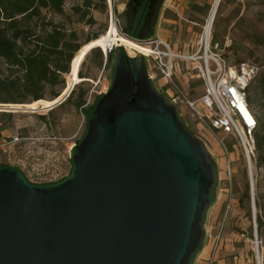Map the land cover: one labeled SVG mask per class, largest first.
Instances as JSON below:
<instances>
[{
  "label": "water",
  "instance_id": "water-1",
  "mask_svg": "<svg viewBox=\"0 0 264 264\" xmlns=\"http://www.w3.org/2000/svg\"><path fill=\"white\" fill-rule=\"evenodd\" d=\"M162 1L128 0L129 32L146 2L134 40L152 37ZM135 54L112 46L67 178L36 185L0 166V264H192L215 166Z\"/></svg>",
  "mask_w": 264,
  "mask_h": 264
},
{
  "label": "rangeland",
  "instance_id": "rangeland-1",
  "mask_svg": "<svg viewBox=\"0 0 264 264\" xmlns=\"http://www.w3.org/2000/svg\"><path fill=\"white\" fill-rule=\"evenodd\" d=\"M216 1L218 3L211 33L213 34L217 25L221 31L219 40L223 45L226 42L229 44L224 48L227 59L252 63L257 67L258 73L263 72L264 0H163L152 36L160 37L173 49L181 52L194 50ZM87 3L91 4L92 9L89 12L96 21L91 26L85 22L88 16H82ZM192 4L204 8L197 12L191 8ZM75 7L80 10H75ZM128 17V0H115L111 9L106 0H65L63 14L43 9L39 19L29 22L36 34L47 29L46 23L52 21L66 30H75L79 41H83L87 35H100L92 41L81 58L76 72L78 80L69 100L67 96L62 102L61 98L57 99L65 92L64 89L72 79L71 65L70 71L64 74L66 84L62 91L60 86L45 89L44 101H49L52 109L32 112L7 108L13 105L24 107L29 103H0V111L12 113L9 117H0V145L6 143V150H0V164L17 168L36 185L59 182L71 174L70 154L74 145L83 138L88 123L85 113L75 106V101L81 90L86 91V103H92L96 97L108 92L116 57L112 55L107 62L108 52L101 46L99 48L103 54L102 60L88 50L98 43L106 48L102 36H111L113 44L128 45L138 50L142 48L143 45L134 40L127 29ZM123 49L129 58L136 56L135 53L130 54L124 46ZM182 65L179 62L180 68L174 73L173 80L183 95L190 100H196V108L206 113L202 103L197 101L201 90L198 87L196 90H189L188 84L192 80L187 82ZM79 71L85 77L79 78ZM20 77L19 69L9 68L0 59V78L16 81ZM153 82L159 88L162 86L160 90L171 93V85H165V79L159 74L155 73ZM57 91H61L60 96L50 99L52 93ZM13 95L18 98L17 92ZM175 107L184 126L202 143L208 160L214 164L216 170L213 200L201 221L203 243L211 245L210 236L221 230L219 249L232 263L257 264L258 260V264H264V232L258 233L256 225L259 212L256 203L264 195V167L258 166L255 157L252 158L250 177L246 155L237 143L225 151L218 138L224 137L223 134L217 136L208 129L193 115L184 100L177 101ZM13 135L24 137L20 145H10L9 140ZM226 141L228 144L232 143L227 138ZM245 184L248 185V195L244 192Z\"/></svg>",
  "mask_w": 264,
  "mask_h": 264
},
{
  "label": "trees",
  "instance_id": "trees-1",
  "mask_svg": "<svg viewBox=\"0 0 264 264\" xmlns=\"http://www.w3.org/2000/svg\"><path fill=\"white\" fill-rule=\"evenodd\" d=\"M101 1L104 2V0ZM64 4L65 0H0V59L4 60L9 68H17L21 71V77L16 81L0 78V103L30 104L32 101L49 102L44 101L46 87L53 88L60 86L62 91L66 84L64 74L70 71V65L75 57V53L83 45L99 37V33H94L87 35L83 41H79L75 30H66L60 24L53 23L52 21L47 22V29H44L39 34H36L32 27L29 26V22L40 18L43 9L56 14H63ZM85 6L82 16H88L85 22L91 26L96 22L89 12L92 7L90 3H87ZM191 8L197 12H201L204 7L192 4ZM75 10L79 11L80 8L75 7ZM145 11L146 2H143L136 15L134 28L130 31L132 37H135ZM220 32L217 25H215L213 34H211L213 41H218L222 44L218 38ZM99 46L105 49V51L107 50L102 43H98L90 47L88 52L96 54L102 60L103 54ZM111 52L112 49L107 53V62H109ZM224 56L226 57V53H224ZM228 62L230 64L238 63L229 60ZM77 75L79 78L85 77L80 71ZM75 84L70 93L67 94V100L71 98ZM197 84H200L199 80L191 81L189 85L192 87ZM67 87L68 85L61 96L59 95L61 91L53 92L50 99L59 96L57 100L62 98L66 93ZM14 92H17L18 98L14 97ZM245 93L247 104L256 119V127L254 129L255 161L258 166L264 167V71L258 73L257 70L255 76L248 83ZM85 96L86 91L81 90L75 101V106L84 112L87 120H89L101 95L88 104H86ZM11 114V112L0 111V117H9ZM41 118H44V116L41 115ZM0 166L6 165L0 164ZM244 192L248 195L247 184H245ZM256 204L259 209L256 216L257 232L263 233L264 195L259 197V201Z\"/></svg>",
  "mask_w": 264,
  "mask_h": 264
},
{
  "label": "built area",
  "instance_id": "built-area-1",
  "mask_svg": "<svg viewBox=\"0 0 264 264\" xmlns=\"http://www.w3.org/2000/svg\"><path fill=\"white\" fill-rule=\"evenodd\" d=\"M106 2L111 9L115 0H106ZM215 10L212 7L209 16L212 12L215 14ZM212 22L208 30H206V21L196 48L190 52H181L173 49L167 41L157 36L137 42L147 46L149 49L147 53H143L147 62L149 78L154 80L155 73L159 74L165 79V85H171L173 88L172 90L170 87L171 93L161 90L170 102L175 105L177 101L184 100L186 105L192 110L193 115L204 123L208 129L217 136L223 134L224 137L218 136V138L221 147L225 151H227L229 146L234 147V143H237L246 155L249 176L251 177V161L255 157L254 129L256 127V119L247 104L245 89L257 73V67L246 61L230 64L224 56V48L228 47L229 44L226 42L223 45L218 41L212 40ZM111 49L112 46L108 47L106 51L109 52ZM179 62L183 64L182 70L188 80L187 82L189 80L200 81L201 92L197 101L202 103L206 113L200 112L195 106L196 100L186 98L182 90L174 82L173 75L180 68ZM188 86L189 90H195L189 84ZM161 87H158V89H161ZM48 138L50 139L51 137ZM226 138L232 143L228 144ZM23 140L24 137L13 135L9 143L12 146L20 145ZM5 144L3 142L0 145V150H6ZM25 179L30 182L28 178ZM54 183L57 182H48L45 185ZM229 208L230 205L227 206V209ZM210 239L209 264L220 248L221 230L215 235H211Z\"/></svg>",
  "mask_w": 264,
  "mask_h": 264
},
{
  "label": "bare ground",
  "instance_id": "bare-ground-1",
  "mask_svg": "<svg viewBox=\"0 0 264 264\" xmlns=\"http://www.w3.org/2000/svg\"><path fill=\"white\" fill-rule=\"evenodd\" d=\"M217 3L218 1H216L214 3V6L213 8L216 9V6H217ZM213 17H214V14L213 12L211 13V15L208 17L207 19V25L205 26V29L208 30L209 26H210V23L212 22L213 20ZM107 37V36H106ZM105 36H102V40H105L104 43H105V47L106 49L110 46H114V45H122V44H119V43H115L113 44L112 43V40H111V36L110 37H107L106 38ZM92 42H89L85 45H83L81 47V49L77 52V54L75 55V57L73 58L72 60V64H71V71H72V79L69 81V84H68V87H67V90H66V93L65 95L60 99L63 100V98H65L67 96V94L70 92V90L72 89L73 85L77 82L78 78L76 76V72H77V69H78V65L80 63V60L82 58V56L85 54V52L87 51V49L89 48V45L91 44ZM143 45V44H142ZM126 48V50L130 53V54H134V53H147L149 51L148 47L143 45L142 48H139L138 49H134V48H131L129 47L128 45H122ZM57 101V100H56ZM51 106V103L50 102H33V103H30L28 105H25L24 107H20V106H9L7 107L8 109L9 108H14V109H24V110H30L32 112H40V111H47Z\"/></svg>",
  "mask_w": 264,
  "mask_h": 264
},
{
  "label": "crops",
  "instance_id": "crops-1",
  "mask_svg": "<svg viewBox=\"0 0 264 264\" xmlns=\"http://www.w3.org/2000/svg\"><path fill=\"white\" fill-rule=\"evenodd\" d=\"M194 89L200 88L201 90V85H193ZM210 252H211V245L207 243H203L202 248L198 253H196L193 257L192 264H209V257H210ZM210 264H234L232 261L225 257V253L218 250V252L215 253L213 260Z\"/></svg>",
  "mask_w": 264,
  "mask_h": 264
},
{
  "label": "flooded vegetation",
  "instance_id": "flooded-vegetation-1",
  "mask_svg": "<svg viewBox=\"0 0 264 264\" xmlns=\"http://www.w3.org/2000/svg\"><path fill=\"white\" fill-rule=\"evenodd\" d=\"M135 21H136V19H135Z\"/></svg>",
  "mask_w": 264,
  "mask_h": 264
}]
</instances>
